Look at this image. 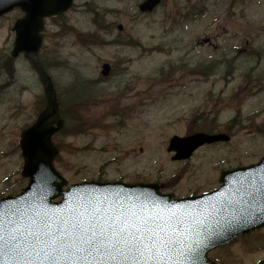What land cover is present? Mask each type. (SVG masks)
Segmentation results:
<instances>
[{
	"label": "rangeland",
	"instance_id": "rangeland-1",
	"mask_svg": "<svg viewBox=\"0 0 264 264\" xmlns=\"http://www.w3.org/2000/svg\"><path fill=\"white\" fill-rule=\"evenodd\" d=\"M143 1L75 0L46 20L39 58L66 123L53 138L55 166L71 183L158 182L175 197L211 191L222 170L264 155V0H163L148 13L139 10ZM23 15L17 8L0 17V198L28 184L20 134L44 96L31 58L11 55ZM107 62L112 71L103 77ZM74 88L86 95L81 101ZM196 131L231 141L173 160L171 137ZM209 258L258 263L264 228Z\"/></svg>",
	"mask_w": 264,
	"mask_h": 264
},
{
	"label": "water",
	"instance_id": "water-1",
	"mask_svg": "<svg viewBox=\"0 0 264 264\" xmlns=\"http://www.w3.org/2000/svg\"><path fill=\"white\" fill-rule=\"evenodd\" d=\"M73 0H0V15L21 7L26 15L14 26L17 37L14 56L26 52L38 63L37 54L42 46L40 32L44 18L57 16L68 10ZM161 0H145L140 5L143 12L153 11ZM110 64L103 65V74L109 75ZM39 74L44 85L46 107L37 121L22 132L20 145L25 159L23 175L30 178L21 195L0 200V264H51L41 253L32 250L29 233L43 229L51 218L59 224L61 218H71L77 213L86 215L93 208H101L105 215L138 212L144 215H160L165 220L171 213L195 225L190 246L198 248L194 259L172 254L167 264H216L207 253L236 237L264 226V157L255 165L222 171L219 177L223 186L213 192L194 197L171 200L172 194L160 193L158 184H126L122 182H83L68 185L54 167L59 153L52 137L64 126L54 83L40 64ZM226 134L198 132L187 137L174 136L169 151H176L175 160L187 159L204 144L229 141ZM68 185L67 190L63 187ZM63 196L59 203H51ZM191 217V219H189ZM183 231V228L180 229ZM10 234L19 238L17 247L11 246ZM90 259V258H89ZM58 264H71L60 260ZM83 264V262H82ZM99 264H136L127 261L102 260ZM259 264H264V260Z\"/></svg>",
	"mask_w": 264,
	"mask_h": 264
},
{
	"label": "snow or ice",
	"instance_id": "snow-or-ice-1",
	"mask_svg": "<svg viewBox=\"0 0 264 264\" xmlns=\"http://www.w3.org/2000/svg\"><path fill=\"white\" fill-rule=\"evenodd\" d=\"M142 213L143 209L140 213L117 209L116 214L105 215L101 208H93L87 215L80 212L70 214L68 219L61 218L55 226L48 218L43 229L29 233L32 250L37 255L43 253L51 264H58L60 260L71 264H99L102 260L118 262L121 259H132L136 264H167L173 253L194 259L198 248L189 243L194 224L189 225L176 213H171L166 220L160 215ZM8 243L17 247L20 241L15 234H10Z\"/></svg>",
	"mask_w": 264,
	"mask_h": 264
}]
</instances>
